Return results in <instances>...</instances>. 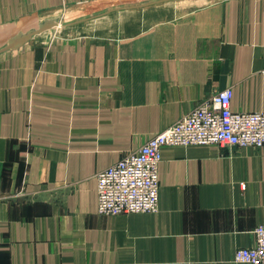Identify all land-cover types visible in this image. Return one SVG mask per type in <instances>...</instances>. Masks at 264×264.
Returning <instances> with one entry per match:
<instances>
[{"label":"crops","instance_id":"1","mask_svg":"<svg viewBox=\"0 0 264 264\" xmlns=\"http://www.w3.org/2000/svg\"><path fill=\"white\" fill-rule=\"evenodd\" d=\"M153 1L0 0V264H235L254 244L264 147L165 146L155 212L97 210V173L203 99L264 111V0Z\"/></svg>","mask_w":264,"mask_h":264},{"label":"built area","instance_id":"2","mask_svg":"<svg viewBox=\"0 0 264 264\" xmlns=\"http://www.w3.org/2000/svg\"><path fill=\"white\" fill-rule=\"evenodd\" d=\"M231 98V87L215 92L136 150L99 171L98 212L109 215L155 212L158 166L165 146L264 147V111L232 110ZM253 233L252 246L235 250V264H264V224H258Z\"/></svg>","mask_w":264,"mask_h":264},{"label":"rangeland","instance_id":"3","mask_svg":"<svg viewBox=\"0 0 264 264\" xmlns=\"http://www.w3.org/2000/svg\"><path fill=\"white\" fill-rule=\"evenodd\" d=\"M169 1L171 2L170 4H177V5L187 4V7H194V6L207 4L210 1H215V0H186V2L183 0H169ZM152 3H157V0L153 1ZM86 11L88 10H81L80 6L72 8L70 10H58L57 12H54V16L49 17V19L51 18L53 20H44L43 22L39 21L35 25L29 27V29L30 28L31 29L28 31H32V30L35 31V33L32 34V36L38 35L40 33H44L43 35L44 38L45 36L48 37L50 34H53L56 36V34H59L63 30L62 27L66 26V23L68 21L70 22L79 17L82 18L83 16H85ZM47 22H50V23L53 22V23L52 25H50ZM41 24H46V25L48 24V26L47 28L43 30H39L40 29L39 27L42 26Z\"/></svg>","mask_w":264,"mask_h":264},{"label":"water","instance_id":"4","mask_svg":"<svg viewBox=\"0 0 264 264\" xmlns=\"http://www.w3.org/2000/svg\"><path fill=\"white\" fill-rule=\"evenodd\" d=\"M47 23L50 24V25H52L53 22H51V23L50 22H47ZM48 24L47 25L46 24H41L42 26L39 27L40 28L39 30H43V29L47 28ZM34 33H35V31L32 30V31H28L25 34H18L15 38L9 40V47H11L12 45H14L16 42L17 43H20L22 40H24L26 38H30V36L32 34H34Z\"/></svg>","mask_w":264,"mask_h":264}]
</instances>
